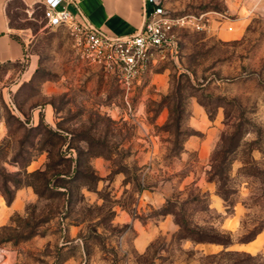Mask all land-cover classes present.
Masks as SVG:
<instances>
[{"label": "rangeland", "instance_id": "374dc122", "mask_svg": "<svg viewBox=\"0 0 264 264\" xmlns=\"http://www.w3.org/2000/svg\"><path fill=\"white\" fill-rule=\"evenodd\" d=\"M162 1L212 11L211 27L183 28L130 104L42 3H7L35 68L7 81L17 111L0 102V199L21 194L0 224V264H264V0ZM235 128L241 144L223 158Z\"/></svg>", "mask_w": 264, "mask_h": 264}, {"label": "built area", "instance_id": "2783aa9c", "mask_svg": "<svg viewBox=\"0 0 264 264\" xmlns=\"http://www.w3.org/2000/svg\"><path fill=\"white\" fill-rule=\"evenodd\" d=\"M211 13H173L162 0H144L140 27L130 34L118 35L92 22L78 0L43 2V17L47 25L66 26L84 59L117 72L128 104L139 78L153 59L177 51L183 28L210 29ZM12 89L8 82H0V102L3 100L11 110L17 111Z\"/></svg>", "mask_w": 264, "mask_h": 264}, {"label": "crops", "instance_id": "0c3cea01", "mask_svg": "<svg viewBox=\"0 0 264 264\" xmlns=\"http://www.w3.org/2000/svg\"><path fill=\"white\" fill-rule=\"evenodd\" d=\"M10 0H0V82H7L9 79L22 74L24 77L29 76L35 68L34 59L29 58L30 53L24 38H21L16 30L11 26L7 14V3ZM26 4L42 3L44 0H24ZM80 7L88 18L95 24L101 26L105 30L118 35L130 34L136 31L142 22L144 0H78ZM73 8V5L70 4ZM27 57V59H26ZM30 63L25 66L24 61ZM143 76V75H142ZM139 78L138 83L141 81ZM213 138V143L216 140ZM208 138L199 141L191 138L187 144V148L203 147ZM21 197L17 192V198L11 206L4 204L0 199V224L5 222L8 214L17 207L18 198ZM118 218L127 221L130 218L128 212H121ZM135 226L139 233L137 236V244L143 247L149 239L146 229L140 230L141 224L135 221Z\"/></svg>", "mask_w": 264, "mask_h": 264}, {"label": "trees", "instance_id": "16d2710c", "mask_svg": "<svg viewBox=\"0 0 264 264\" xmlns=\"http://www.w3.org/2000/svg\"><path fill=\"white\" fill-rule=\"evenodd\" d=\"M243 138L242 136V132L241 130H239L238 128L233 129L232 131H225L221 137V143L223 146L222 149V153H223V158H225V154L227 152H231L236 150L240 144H241V139ZM215 175L217 176V178L219 179V181L221 182V184L219 185L220 188V194L223 196V198L228 201L229 199V190H227L226 188H224V172H225V166H223L222 164H219L218 166H215ZM228 205H234V203H228ZM183 227V225L181 224V228ZM191 233H196L198 240H206L209 239L211 241H216V242H220V243H227L229 240H224L222 238L219 237H211L208 238L207 236H205L204 234H202L201 232H194L195 230H190ZM258 232V231H257ZM253 237V234L248 236L246 239H251Z\"/></svg>", "mask_w": 264, "mask_h": 264}]
</instances>
